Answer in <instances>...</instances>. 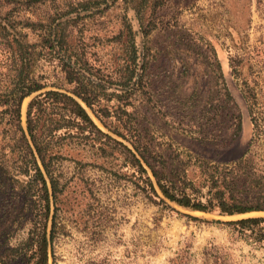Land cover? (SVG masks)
Returning a JSON list of instances; mask_svg holds the SVG:
<instances>
[{"label":"rangeland","instance_id":"rangeland-1","mask_svg":"<svg viewBox=\"0 0 264 264\" xmlns=\"http://www.w3.org/2000/svg\"><path fill=\"white\" fill-rule=\"evenodd\" d=\"M107 13L101 34L90 24V62L100 76L113 73L109 65L123 64L122 44L112 34L125 13L134 17L122 0ZM136 41L148 66L139 89L110 96L122 91L115 79L102 88L109 93L102 99L112 109L109 122L126 137L88 109L96 123L129 146L130 138L139 140L196 185L205 181L210 163L264 187V0H168L157 9L155 29L147 37L137 34ZM53 69L49 62L40 67L51 75ZM0 70L6 71L4 64ZM37 93L23 101L25 127ZM237 113L242 129L236 136ZM2 132L0 123V139ZM120 151H103L91 140L63 147L55 163L62 191L50 264H264V240H248L229 223L264 211L223 215L156 201ZM21 206L17 199L0 204V239L11 246L27 236Z\"/></svg>","mask_w":264,"mask_h":264},{"label":"trees","instance_id":"trees-1","mask_svg":"<svg viewBox=\"0 0 264 264\" xmlns=\"http://www.w3.org/2000/svg\"><path fill=\"white\" fill-rule=\"evenodd\" d=\"M118 1L0 0V65L6 68L0 70V204L17 199L29 220L27 236L17 245L0 239V264H50L51 258L55 262L62 191L55 163L63 147L74 143L87 145L91 140L103 151L120 146L142 189L156 201L168 199L192 210L223 215L264 211V187L259 183L248 185L246 178L228 176L222 172L225 167L209 163L205 181L196 185L185 170L174 171L166 160L142 149L139 140L130 138L131 146L124 144L93 119L88 109L106 127L126 137L109 122L112 109L108 102L102 104L109 94L103 90L111 87L113 79L122 91L115 90L110 96L128 97L139 89L148 66L136 36H149L156 27L157 9L168 0H122L126 12L134 11L133 18L124 14L119 30L112 34L122 44L124 62H118L114 70L112 64L107 67L118 76H100L92 72L90 62V24L100 26L111 3ZM103 30L100 26L96 34ZM45 62L54 66L55 74L40 71ZM36 92L28 105L25 127L23 101ZM232 127L239 135L240 113L235 114ZM240 162L234 161L236 165ZM229 223L240 227L248 240H264V216Z\"/></svg>","mask_w":264,"mask_h":264}]
</instances>
